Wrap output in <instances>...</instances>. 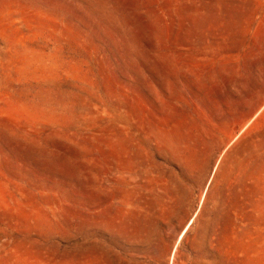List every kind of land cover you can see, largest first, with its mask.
Returning <instances> with one entry per match:
<instances>
[{
	"label": "rangeland",
	"instance_id": "1",
	"mask_svg": "<svg viewBox=\"0 0 264 264\" xmlns=\"http://www.w3.org/2000/svg\"><path fill=\"white\" fill-rule=\"evenodd\" d=\"M0 264H264V0H0Z\"/></svg>",
	"mask_w": 264,
	"mask_h": 264
}]
</instances>
